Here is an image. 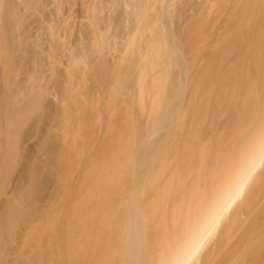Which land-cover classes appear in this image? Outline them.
<instances>
[{
	"label": "bare ground",
	"instance_id": "1",
	"mask_svg": "<svg viewBox=\"0 0 264 264\" xmlns=\"http://www.w3.org/2000/svg\"><path fill=\"white\" fill-rule=\"evenodd\" d=\"M177 1L0 0V241L5 233L19 237L39 231L38 129L52 115L50 108L61 107L60 121L71 128L93 121L83 126L91 132L88 138L102 139L95 137L101 161L95 148L96 155L90 151L96 140L82 148L89 155L79 150L80 158L91 155L88 161H98L91 164L97 167L76 156L88 181L92 169L102 175L87 188L99 213L87 214L86 248L68 249L71 264H264V59L258 56L260 47L248 45L254 37L263 39L264 20L256 16L249 29L254 37L248 39L250 20L242 10L245 26L238 34L237 24L229 30L230 36L236 34L227 43L225 67L212 84H199L198 120L186 123L182 102L188 66L174 32V24H184ZM263 2L257 0L258 12ZM239 5L235 1L234 10ZM75 6L82 21L75 22ZM33 18L36 30L45 34L31 32ZM225 98L229 106L222 110ZM135 101L152 105L151 119L143 135L118 147L110 139L120 133L113 130L118 129L116 104L130 108ZM100 106L106 107L103 116L109 109L115 114L112 121L110 114L108 122L101 119ZM89 111L97 115L94 120L86 117ZM74 113L82 121L71 120ZM127 117L132 127L131 113ZM50 119L53 124L55 118ZM107 124L113 130L107 133H115L105 138ZM63 125L50 127L64 137L71 129ZM97 125L104 128L101 134ZM119 149L129 150L121 151L125 167L116 158ZM24 242L10 240L16 249Z\"/></svg>",
	"mask_w": 264,
	"mask_h": 264
},
{
	"label": "rangeland",
	"instance_id": "2",
	"mask_svg": "<svg viewBox=\"0 0 264 264\" xmlns=\"http://www.w3.org/2000/svg\"><path fill=\"white\" fill-rule=\"evenodd\" d=\"M49 1L50 0H47V2ZM235 1H236V6L240 4V2H241V6L239 5V7L235 8L234 10ZM235 1L234 0H211L209 3L205 4L202 7L196 6L195 4L196 0H193V1L191 0L190 2L189 0L177 1L183 7L180 13L181 15H183L182 19H183L184 24L182 25V28H178L177 24H174V32L175 34H179L177 38L180 43L182 53L187 59V66H188V74L185 79V93H184V99L182 102V109L184 108L183 112H186L185 114L188 113L187 114L188 116H186L188 118H186L185 120L186 123L192 122V121L196 122L198 120V117H197L198 109L197 108L199 104L196 103V101H198L197 100L198 96L195 98L196 96L195 91H197V89L199 88L198 87L199 84H201V82H205V83L210 82L212 84L214 75L218 72H222L221 69H224L225 67V62L228 56L227 48H230L227 46V43H229L230 41L234 39V36H235L234 34L236 33L238 34V32H241L240 28L242 26H245L241 23L242 22L241 21L242 20L241 19L242 10L243 12H245L244 19L250 20V23H248L249 26H247V32L249 33L248 39H251L254 37L255 33L249 29L252 28L251 23L256 18V16H262L264 20V2L261 4L262 11L258 12L257 11V6H258L257 0L254 4H253L254 0H240V2L238 0H235ZM177 7H178V4H177ZM239 8L241 10H238ZM47 9L44 10L45 14L47 13ZM73 11H74V16L75 17L78 16L77 18H75V22L82 21L80 19L81 17L80 6H75L73 8ZM31 21L33 22L31 24L32 25L31 32H33L34 34H41L45 32L44 29H42L41 31L36 30L37 20H35V18H33V20ZM44 24L45 23L40 25L41 28L44 26ZM236 24L238 25V27L236 28L237 31L236 33H232L230 36L229 30L231 32L233 30L231 27ZM263 26H264V22H263ZM77 27H79V25H77ZM80 30L82 32H87V30H85L83 26L80 28ZM248 45H250V47H253V46L260 47V50H259L260 53L258 56L262 55V59H264V27H263V39L261 40V37L259 38L254 37V39L251 40L248 43ZM249 54H250V51L248 50V55ZM263 64H264V61H262V65ZM89 84H91V81ZM92 85L93 84L89 85L90 92L92 90L91 87L93 88ZM189 98L191 100H189ZM225 102L227 105L222 107V110L228 108L229 106V101L227 98H225ZM127 106H128L127 104L118 102L116 104V111L114 112L116 115L112 114L113 116L115 115L114 119H116V123H118L117 124L118 126L115 125L116 127H118V129L117 130L113 129V130L115 131L120 130L119 131L120 133H118L119 137L116 136L119 139L115 138V134H114L115 132L113 133L114 135L108 134L109 132L113 131V130L111 131L112 127L110 128L109 124H107V126L106 125L104 126L106 128L105 130L103 126L101 127L103 128L102 130H104V132L106 130H107L106 133L108 132L107 134H105V136L109 135L110 137L113 135L114 137L110 139L114 138L115 139L114 143L115 144L116 142L118 143V145L116 146L118 147L120 146L123 148L124 146L127 147V145H129L130 142L128 138H130L131 136H134L133 138H136L135 136L143 135V131L141 130H145V127H146L145 125H147L146 122L151 119V116H152L151 113H153L152 105L148 101H145L142 107H140L136 101L132 103L130 108ZM102 107L100 106V112H101L100 115H102L100 117H102L101 119H103L104 117L105 120L104 119L103 120L105 122H108V119L106 120V118H108L107 114H110L111 111L109 109L108 112L106 113V116L105 115L103 116V114L105 113L106 107H103L105 109H103ZM54 109L50 108V113H52V115H49L48 111L46 112L48 114V116L46 115V117L50 116L53 119L55 118L54 119L55 121L52 120L53 124L50 121L51 120L50 117L47 118V120L45 119L46 118L45 117L43 118L39 126V129H38L39 130L38 137L40 140L39 141L40 154H41L40 156L41 170L39 173L40 186L38 189L39 190L38 195L36 197V200H37L36 204L40 206L38 210V216H39L38 230L39 231L37 230L38 231L37 234L30 233V232H28L27 234L20 233L19 237H17V235L15 234L13 235V233L3 234L2 236L3 241L2 240L0 241V264H71L70 261L67 259L68 255L70 256V252L68 251V249L72 250V247L73 249H80V250L83 248H86V238L84 234L85 232L83 233V231L87 227L85 226L87 225V222H86L87 214L90 211L94 213L95 215L99 213L98 212L99 208L95 206V202H97L96 199L95 200L93 199L91 201L88 195H86V193L88 192L87 188L90 186V183L93 181L94 176L96 177V175H102L98 168H96L97 171H93L94 169L91 170L92 167L93 168L97 167V166L94 167L91 164L92 163L95 164L98 161L92 162L90 164L89 162L91 161V155H90V158L88 156V159H90V161H88V159L85 160L84 157L83 158H80V157L82 156L83 153L84 154L86 153V151L84 152L82 148H85V150L88 149V147L90 146L88 143L90 144L91 142L93 143L96 140L95 138L96 136H97V139L100 140L101 138L98 137L100 135L95 134V137L92 136L95 139L94 141H92V138L91 139L88 138V137H91L89 136L91 132L89 133L88 132L89 130H86V128H84L83 126L86 122L88 124L90 120H88L89 121L88 122L85 119H84L85 123L83 124V126H81L83 128L77 126L81 122L79 124L76 123L77 125L75 126L79 127V129L75 128L74 126V128L77 130H75L76 134L73 133L74 128H71L70 125H69L70 127H68L67 124L69 123L66 122L67 123L66 124L65 120H63L64 121L63 122L61 119L63 117L62 114L57 113V112H61L60 110L61 107H55ZM102 109L104 110L103 113L101 111ZM51 110H54L55 112ZM208 111L215 112V107L212 105H209ZM89 112L90 114L87 113L86 117L91 116V111ZM93 112L96 113L95 110ZM95 113H93V115ZM128 113H131L132 118H133L132 122L134 125L131 124L132 127L128 126L129 125L128 122L130 120V118L128 120V117H127ZM73 115L75 116V113ZM112 115H111V118L109 117L110 120L113 117ZM59 116H62L60 117L61 121L57 118ZM74 116L72 117L71 120H75L77 118L79 119V117L76 118L75 116L74 118ZM94 116L93 117L91 116V118L92 119L95 118ZM192 117H193V120H190ZM82 119L81 120L79 119V120L82 121ZM181 120H182V117H180L177 120L176 127L178 128L180 127L179 123L181 122ZM95 121L94 123H96ZM111 121H110V124L112 123ZM62 123L65 124L66 126L64 127ZM71 123L72 125L75 124L74 121H71ZM94 123L93 125H96ZM104 123L101 125H104ZM57 125L58 126L60 125L59 127L63 125L64 128L68 127L71 129L70 131L67 130L68 131V133L66 132L67 137L65 134H64L65 135L64 137L58 136L62 132L59 131L60 133H58L57 129L53 128V127L57 128ZM50 126H53V127H50ZM59 127H58L59 130L64 131V129H61ZM89 127L90 126H88L87 129H89ZM97 127L100 128V125H97ZM31 128H32V121H29L27 123L26 129L27 131H30ZM101 128L97 129V133L99 130L101 131ZM130 130H132L133 132ZM139 131L142 133L138 134ZM104 132L102 131V133ZM176 135L178 136V132H176ZM105 138H107V136ZM105 138L104 140H107ZM88 140H91V142H89ZM98 140L94 142V145L96 146L94 147L91 146L92 149L95 148V151L97 150L96 151L98 152L97 155L99 154V151H98L99 148L97 147V144H96ZM31 143H32V140L27 141L28 148H30ZM112 144L111 145L108 144L109 147L111 146L113 147ZM84 146H86L87 148ZM99 147L101 146L99 145ZM112 147H111V150H112ZM92 149H90V151H93V153L95 154L96 152H94V149L93 150ZM79 150H82L83 153ZM90 151L88 152L91 153ZM121 151H122L121 149L118 150V152H121ZM128 151L129 150L127 151L125 150L124 152L128 153ZM56 152H58L60 155L58 154L59 156H57ZM80 152H81V156L79 157ZM110 152L112 153L113 151H110ZM122 152L118 153V156H116V158L118 157L120 165L122 167H125L126 166V163L124 162L125 155H123L124 152L123 153ZM76 153L78 155H76ZM93 153H91L92 157L96 155V154L94 155ZM86 154L89 155L88 153ZM97 155L95 157L98 158L99 155L98 156ZM76 156L80 160L84 159L85 161H87V164L89 163V166L91 165L90 166L91 168L88 167V169L90 168L91 172L93 173L89 175H94V176H91L93 178L89 177L92 179L91 181H88L90 179H87L86 175H88V172L86 174L84 173V170H80V166H82L80 164L84 162L86 165V162L82 160L81 163L78 165L77 162H79L80 160L77 161L78 158L76 160ZM101 158L103 157L101 156ZM57 159L58 160L60 159L61 163L58 162ZM95 159H92V160L94 161L98 160V159L96 160ZM86 167H85V170L87 171L88 169ZM81 168L84 169V166ZM99 168H101V166ZM109 175H112V173ZM115 183L116 182H114L113 184ZM110 188L111 187H108L107 189L109 190L107 191L111 192ZM67 225L70 226V228L66 227ZM12 238H14V241L17 243L20 240H24L25 242L22 248L16 249L15 244L11 245L10 240Z\"/></svg>",
	"mask_w": 264,
	"mask_h": 264
}]
</instances>
